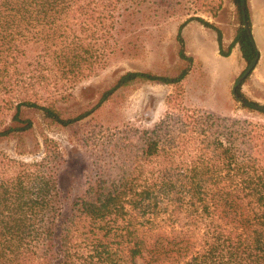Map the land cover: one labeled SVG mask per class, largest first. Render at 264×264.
Listing matches in <instances>:
<instances>
[{
	"label": "trees",
	"instance_id": "trees-1",
	"mask_svg": "<svg viewBox=\"0 0 264 264\" xmlns=\"http://www.w3.org/2000/svg\"><path fill=\"white\" fill-rule=\"evenodd\" d=\"M230 1L239 25L225 48L222 29L200 15L218 0H0V264H264V121L184 97L190 21L214 28L223 56L235 45L247 64L257 54L241 0ZM183 16L179 64L127 70L85 105H61L77 83L116 58H138L153 29ZM158 81L174 91L154 125L97 138L93 120L130 87ZM237 93L256 103L242 85ZM10 143L14 154L1 147Z\"/></svg>",
	"mask_w": 264,
	"mask_h": 264
},
{
	"label": "rangeland",
	"instance_id": "rangeland-1",
	"mask_svg": "<svg viewBox=\"0 0 264 264\" xmlns=\"http://www.w3.org/2000/svg\"><path fill=\"white\" fill-rule=\"evenodd\" d=\"M219 8L213 13L201 16L221 27L224 34V47L233 37L239 23V13L230 0H218ZM214 13H216L214 15ZM188 16L171 17L160 27L153 29L144 44L142 54L136 58L121 57L114 59L98 75L91 76L77 83L72 95L60 103L66 108H79L93 100L97 93L108 86L121 73L127 70H154L161 72L179 64L178 29ZM186 52L194 57L191 70L184 81V97L193 107L219 115L236 118L261 119L264 116L256 110L249 109L234 98L232 88L238 76L247 64L237 58L236 51L229 56L220 54L217 34L214 28L206 27L198 20H192L183 31ZM174 87L163 82H145L130 87L125 97L114 109H108L101 116L95 117L98 137H107L116 130L127 127H150L154 125L168 108L167 97ZM243 93L254 104H264V87L255 78H249L243 86ZM252 106V105H250ZM253 107V106H252ZM256 109L255 107H253ZM48 134L55 138L60 146L70 147L68 134L59 128H48ZM3 149L14 154V143L1 145ZM29 158V155H23Z\"/></svg>",
	"mask_w": 264,
	"mask_h": 264
},
{
	"label": "crops",
	"instance_id": "crops-1",
	"mask_svg": "<svg viewBox=\"0 0 264 264\" xmlns=\"http://www.w3.org/2000/svg\"><path fill=\"white\" fill-rule=\"evenodd\" d=\"M247 4L249 6L250 17H251L250 30H251V33H252V36L254 38V42L256 44V48L258 51L257 64H256L255 68L253 69V71L251 72V74L249 75L247 81L249 80V78L250 79L255 78L258 81V83L262 87H264V0H247ZM186 26H185V28H186ZM185 28L183 29V31L185 30ZM222 32H223V30H222ZM235 33H236V31L234 32L233 37L229 43H231L232 40L234 39ZM223 41H224V34H223ZM217 42H218V40H217ZM218 47H219V43H218ZM233 51H236L237 58L239 57V59L241 61H243L245 64H247L245 59L242 57V54H241V51H240V48L238 45H235L232 48L231 53H233ZM242 73L243 72H241V74ZM247 81H245L244 83L242 82L243 83L242 84V91H243V86L245 85V83H247Z\"/></svg>",
	"mask_w": 264,
	"mask_h": 264
},
{
	"label": "water",
	"instance_id": "water-1",
	"mask_svg": "<svg viewBox=\"0 0 264 264\" xmlns=\"http://www.w3.org/2000/svg\"><path fill=\"white\" fill-rule=\"evenodd\" d=\"M241 9H242V15H243V20H244V28L247 30V32H248V34L250 36V39H251L254 47L256 48V44L254 42V38L252 36L251 30H250L249 21H248V18H247V0H241ZM257 61H258V51H257L256 56L248 63V65H247L246 69L243 71V73L236 79L235 84H234V86L232 88V94H233L234 98L237 99L242 104L252 105L256 109H264V104L250 103L249 101H247L246 99L242 98L237 93V88L239 86H241L242 82L244 81V79L251 74V72L253 71V69L255 68V66L257 64Z\"/></svg>",
	"mask_w": 264,
	"mask_h": 264
}]
</instances>
